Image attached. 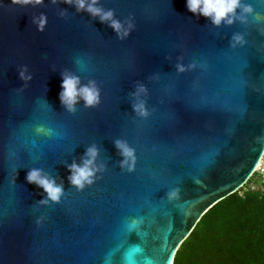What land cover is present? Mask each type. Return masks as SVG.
I'll use <instances>...</instances> for the list:
<instances>
[{"label":"water","instance_id":"water-1","mask_svg":"<svg viewBox=\"0 0 264 264\" xmlns=\"http://www.w3.org/2000/svg\"><path fill=\"white\" fill-rule=\"evenodd\" d=\"M245 2L264 15V0ZM100 6L131 20L126 38L60 0H0V264H124L133 247L140 264H172L201 217L244 186L264 153V22L213 27L185 0ZM41 13L47 23L37 31ZM236 32L246 44L233 49ZM65 70L96 82L97 106H61ZM137 84L147 89V117L132 108ZM41 126L50 131L37 133ZM116 140L135 149L131 172L120 167ZM93 144L103 170L77 190L67 165ZM30 168L63 183L59 202L38 204ZM173 189L179 198L169 201ZM133 219L142 222L129 232Z\"/></svg>","mask_w":264,"mask_h":264},{"label":"clouds","instance_id":"clouds-1","mask_svg":"<svg viewBox=\"0 0 264 264\" xmlns=\"http://www.w3.org/2000/svg\"><path fill=\"white\" fill-rule=\"evenodd\" d=\"M11 2L21 6L31 5L35 7L43 4L44 0H11ZM57 2L58 0H51L53 4ZM60 2L72 5L77 12L88 13L101 23H107L116 33L118 39L126 38L134 27L130 19L121 21L116 18L112 9H105L100 6V0H60ZM185 7L193 16L203 17L213 27L217 28L222 24L228 27L236 22L247 24L250 16L257 23L264 22V15L255 12L253 6L246 3L245 0H185ZM61 15H63V12H61ZM32 22L36 25L37 31H43L47 23V17L41 13L39 17H33ZM245 44L246 40L243 33H233L229 40V46L233 49L238 46L243 47ZM193 67L195 65L188 66L189 69ZM176 70L179 73H183L186 68L183 64L178 63ZM18 75L25 83L32 78L27 67L21 68ZM60 89L58 99L61 106L69 113L75 112L76 105L81 101L85 107H95L100 102V89L94 80H89L86 84H82L79 76L67 70L61 73ZM146 94L147 89L143 84H137L135 91L131 93L134 101L132 108L137 116L147 117L149 115L146 101L142 99ZM48 131L50 130H46L42 126L36 129L37 133L47 134ZM114 144L122 157L120 167L131 172L136 163L135 149L122 140H116ZM98 151L95 144L90 145L86 149L80 163L73 161L67 165L69 172L68 181L77 190L91 185L96 178V173L103 170L104 166L96 163ZM15 178H13V182ZM25 180L27 183L33 184L42 190L43 196L38 201L40 205H47L49 202L57 203L63 195V183H57V180L45 173L43 169L30 168L26 173ZM166 197L169 201L178 199L179 189L167 192ZM39 222L38 220L37 223ZM141 222L133 219L129 225L138 227ZM135 252L132 251L130 257L126 258L127 264H131V261L134 260L133 254Z\"/></svg>","mask_w":264,"mask_h":264},{"label":"trees","instance_id":"trees-1","mask_svg":"<svg viewBox=\"0 0 264 264\" xmlns=\"http://www.w3.org/2000/svg\"><path fill=\"white\" fill-rule=\"evenodd\" d=\"M172 264H264V185L241 188L211 207Z\"/></svg>","mask_w":264,"mask_h":264},{"label":"built area","instance_id":"built-area-1","mask_svg":"<svg viewBox=\"0 0 264 264\" xmlns=\"http://www.w3.org/2000/svg\"><path fill=\"white\" fill-rule=\"evenodd\" d=\"M257 184L264 185V153L256 165L253 174L242 188L245 187V190L253 191L256 189Z\"/></svg>","mask_w":264,"mask_h":264},{"label":"snow or ice","instance_id":"snow-or-ice-1","mask_svg":"<svg viewBox=\"0 0 264 264\" xmlns=\"http://www.w3.org/2000/svg\"><path fill=\"white\" fill-rule=\"evenodd\" d=\"M136 228L137 227L130 226L129 224L126 226V230L129 231V232H133V230H135ZM116 250H119V249H116ZM132 251H136L137 252V251H140V249L139 248H136V247H133L130 251H127L126 250L125 251V262H124V264H127L126 258L127 257H130ZM104 264H114V262L111 261V260H105ZM131 264H140V261H138V260H132L131 261Z\"/></svg>","mask_w":264,"mask_h":264}]
</instances>
